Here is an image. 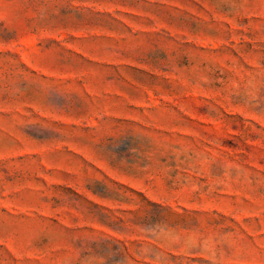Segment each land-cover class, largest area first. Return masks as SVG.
Wrapping results in <instances>:
<instances>
[{
    "label": "rangeland",
    "instance_id": "374dc122",
    "mask_svg": "<svg viewBox=\"0 0 264 264\" xmlns=\"http://www.w3.org/2000/svg\"><path fill=\"white\" fill-rule=\"evenodd\" d=\"M0 264H264V0H0Z\"/></svg>",
    "mask_w": 264,
    "mask_h": 264
}]
</instances>
